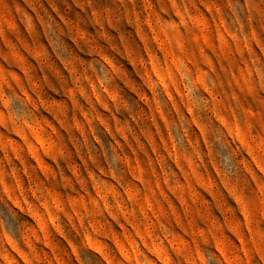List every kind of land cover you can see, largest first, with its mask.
<instances>
[{"label": "rangeland", "instance_id": "obj_1", "mask_svg": "<svg viewBox=\"0 0 264 264\" xmlns=\"http://www.w3.org/2000/svg\"><path fill=\"white\" fill-rule=\"evenodd\" d=\"M0 264H264V0H0Z\"/></svg>", "mask_w": 264, "mask_h": 264}]
</instances>
